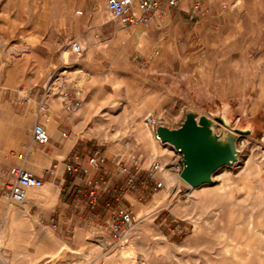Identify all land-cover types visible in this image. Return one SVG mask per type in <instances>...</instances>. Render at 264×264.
<instances>
[{
  "label": "rangeland",
  "instance_id": "obj_1",
  "mask_svg": "<svg viewBox=\"0 0 264 264\" xmlns=\"http://www.w3.org/2000/svg\"><path fill=\"white\" fill-rule=\"evenodd\" d=\"M107 1L0 0L1 169L42 173L57 151L66 159L101 151L138 170L136 188H125L122 173L105 197L133 209L134 228L121 239L112 220L88 229L90 252L105 255L96 264H264V0H179L162 27L115 19ZM42 95L51 97L43 111ZM52 107L65 115L57 146ZM189 110L241 133L240 162L196 188L177 181V152L150 127L179 126ZM41 116L51 133L45 144L33 138ZM126 191L132 205L120 200ZM65 251L58 264H75Z\"/></svg>",
  "mask_w": 264,
  "mask_h": 264
},
{
  "label": "crops",
  "instance_id": "obj_2",
  "mask_svg": "<svg viewBox=\"0 0 264 264\" xmlns=\"http://www.w3.org/2000/svg\"><path fill=\"white\" fill-rule=\"evenodd\" d=\"M57 109L52 107L47 119L55 146L60 138H64L59 132L65 120L64 112ZM42 120L44 117L41 116L39 122ZM64 135L67 136L65 131ZM64 143L72 145L71 148L74 146L72 139H66ZM68 154L56 152L51 166L37 173L45 178L44 185L29 188L22 202L10 204L6 195L7 180L0 177V249L10 264H40L49 258L59 263L65 259L66 249H70L71 257L75 256V264H96L105 258L103 252H90V244L96 240L87 232L90 227L101 228L119 210L117 205L110 206L111 202H107L105 197L115 178L123 172L117 161L111 159L99 168L91 167L89 175L104 180L97 191L98 200L94 206L91 187L85 183L86 175L67 171ZM89 155L81 158L84 165L89 166ZM4 169L7 171V166ZM131 198L133 195L126 191L120 200L126 199L132 205ZM26 239L29 244L25 243Z\"/></svg>",
  "mask_w": 264,
  "mask_h": 264
},
{
  "label": "built area",
  "instance_id": "obj_3",
  "mask_svg": "<svg viewBox=\"0 0 264 264\" xmlns=\"http://www.w3.org/2000/svg\"><path fill=\"white\" fill-rule=\"evenodd\" d=\"M179 0H108V9L115 19H120L125 23H139V24H155L158 27L163 26V16L167 8L178 5ZM71 49L76 53L83 51V45L79 39L74 38L70 41ZM22 100H30L31 96L26 93H21ZM69 92L67 89L61 93L63 99H67ZM51 97L42 95L39 105L40 109L46 110L49 106ZM71 105V103H69ZM33 138L39 144H45L50 141L51 133L44 123L37 122L34 127ZM157 139L162 142V138L157 131ZM165 144H168L165 143ZM171 145V144H169ZM177 152L175 158L172 160L171 169L178 175L184 167L183 153L180 149H177L174 145H171ZM108 156L106 152L96 151L89 155V166L84 165L81 162V156L79 153H73L70 160L66 163L67 171L71 174H84L85 183L91 187V195L93 197L92 204L95 206L98 200V189L104 180L101 178L90 176L91 167L99 168L102 163L107 160ZM118 166L123 173L128 174V182L125 187L128 191L137 187V183L140 180V173L138 170L131 169L128 165L123 164L122 160H117ZM160 161L155 162L149 170V175L152 178H157L158 171L162 168ZM4 176L7 180V198L10 204L22 202L27 197V190L31 187H41L45 183V178L42 175L35 173L34 171L26 168L22 165H13L7 171L2 170L0 167V177ZM136 224V216L133 209L129 207H122L115 212L112 219L111 228L114 237L121 239L124 234L133 229ZM0 264H10L2 256L0 249ZM40 264H57L53 258L46 259Z\"/></svg>",
  "mask_w": 264,
  "mask_h": 264
},
{
  "label": "water",
  "instance_id": "obj_4",
  "mask_svg": "<svg viewBox=\"0 0 264 264\" xmlns=\"http://www.w3.org/2000/svg\"><path fill=\"white\" fill-rule=\"evenodd\" d=\"M224 121L223 117L221 118ZM157 131L163 142L172 143L183 153V179L192 186L214 181L216 171L225 165H233L240 158L238 132L223 127L208 114L198 116L189 110L181 125L171 127L159 124Z\"/></svg>",
  "mask_w": 264,
  "mask_h": 264
},
{
  "label": "bare ground",
  "instance_id": "obj_5",
  "mask_svg": "<svg viewBox=\"0 0 264 264\" xmlns=\"http://www.w3.org/2000/svg\"><path fill=\"white\" fill-rule=\"evenodd\" d=\"M77 111H80L81 112V108H79ZM212 116V115H211ZM223 119H224V121H228L229 119H228V116H227V114H225V115H223ZM151 127V133H152V136H153V139L155 138V139H157V127L154 125V123L152 124V126H150ZM23 132L22 131H19V135H21ZM240 132H238V135H240L239 134ZM22 136V135H21ZM161 144H165V143H167V142H161V141H159ZM168 144H171V145H173L172 143H170V142H168ZM158 146V145H157ZM239 146V145H238ZM156 148H158V147H156ZM240 150H242V148H240ZM159 153V152H158ZM240 162V158L236 161V163L235 164H233V165H236V164H238ZM216 173L214 174V181L216 180ZM181 180H184L183 179V177L181 176V175H178V179H177V181L178 182H181ZM192 188H196V187H198V186H192V185H190ZM159 202V199H155V201H154V203H158ZM261 231V230H260ZM262 231H264V230H262ZM262 233V232H261ZM256 234H257V232H256ZM255 234V235H256ZM257 235H259V233L257 234ZM262 236H264V234L262 235L261 234V237ZM260 239V238H259ZM259 239H256V243H257V240H258V243H259ZM29 240L28 239H26V241H25V243L26 244H29ZM264 243V242H263ZM254 245H255V243H254ZM258 245H260V244H258ZM257 244L255 245V246H258ZM252 247V246H251ZM255 250V249H254ZM259 252V251H258ZM256 253H257V250H256ZM256 255V254H255ZM261 255V254H260ZM263 255V254H262ZM254 257V256H253ZM57 264H58V262H57Z\"/></svg>",
  "mask_w": 264,
  "mask_h": 264
}]
</instances>
